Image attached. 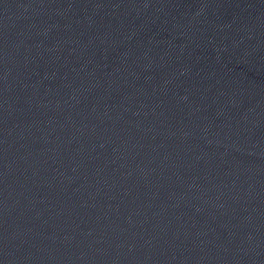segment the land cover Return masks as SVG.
Here are the masks:
<instances>
[{"label": "water", "instance_id": "95a60500", "mask_svg": "<svg viewBox=\"0 0 264 264\" xmlns=\"http://www.w3.org/2000/svg\"><path fill=\"white\" fill-rule=\"evenodd\" d=\"M0 264H264V0H0Z\"/></svg>", "mask_w": 264, "mask_h": 264}]
</instances>
